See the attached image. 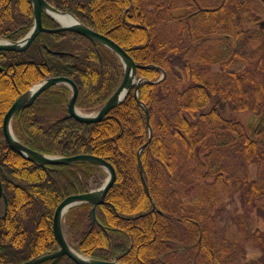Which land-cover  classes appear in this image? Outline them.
I'll return each instance as SVG.
<instances>
[{
	"label": "trees",
	"instance_id": "obj_1",
	"mask_svg": "<svg viewBox=\"0 0 264 264\" xmlns=\"http://www.w3.org/2000/svg\"><path fill=\"white\" fill-rule=\"evenodd\" d=\"M48 1L113 38L145 78L138 98L132 90L98 122L55 116L56 107L67 110L70 89L64 85L43 92L14 118L19 138L38 152L90 153L116 168V181L97 207L101 224H90L87 204L69 211L72 245L90 257L127 264H229L224 257H235L233 243L218 245L212 236V191L239 185L246 208L264 199V174L251 177L246 169L251 162L264 166L261 1L166 0L163 10L159 0ZM162 11L167 22L160 25ZM43 21L58 26L47 14ZM33 23L32 0H0L1 37L18 40ZM212 38L218 42L204 45ZM243 41L257 45L242 51ZM0 65V175L8 197L7 209L0 199V264H20L57 248V206L89 190L104 170L89 162L41 166L27 159L4 138L6 112L49 76L72 78L77 106L96 109L118 87L123 67L111 50L71 31L40 35L23 51L0 50ZM162 69L166 77L157 82ZM249 114L258 118L254 133L251 117L243 119ZM250 233L263 242L258 231ZM57 264L78 263L65 255Z\"/></svg>",
	"mask_w": 264,
	"mask_h": 264
},
{
	"label": "water",
	"instance_id": "obj_2",
	"mask_svg": "<svg viewBox=\"0 0 264 264\" xmlns=\"http://www.w3.org/2000/svg\"><path fill=\"white\" fill-rule=\"evenodd\" d=\"M264 1V0H263ZM34 10V25L30 32L23 38L17 41H11L0 38V50L8 51H23L27 49L38 35H42L44 32H62L73 31L80 33L94 42H99L109 49H111L122 61L124 67V76L121 83L115 90V92L109 97V99L100 107L95 114L83 113L79 111L76 105L77 97L79 94V87L77 83L70 77L57 76L48 77L41 82L33 85L26 92L22 93L12 104L10 109L6 112L3 119V134L9 144L10 148L19 154L23 155L27 159L41 165L46 166L48 164H64L70 165L77 162H89L97 166L105 168L108 173V179L98 189L71 194L64 198L58 205L55 214L53 228L56 240L58 242V248L56 250L41 254L32 259H29L21 264H40L45 261L51 260L50 264H57L60 259L67 255L72 258L78 264H126L117 260L107 261L88 257L77 250H75L64 230L63 221L67 212L74 206L87 203L91 206L89 210V216L91 219V225L100 223L97 216V206L104 203L109 189L113 186L117 178V171L115 166L107 159L94 155V154H77L73 156H54L47 155L42 152H38L30 148L27 144L22 142L15 134L12 126L14 116L22 109L31 106L35 99L44 91L48 90L57 84H66L71 87L72 94L68 101V117H73L79 121L93 123L101 121L109 112L117 105L122 103L132 90H135V95L138 98L139 88L144 78H138V63L133 56L129 54L119 43L113 38L105 35L87 25L82 23L78 17L72 12L60 10L51 4L48 0H32ZM69 13L76 22L73 24H65L59 21L52 13ZM47 14L59 23L57 28H48L43 23V14ZM261 27H264V20L260 22ZM59 53V52H56ZM3 67L0 66V72ZM164 72V76L166 72ZM144 105V104H143ZM145 106V105H144ZM148 111V109H147ZM144 147V146H143ZM142 149V148H141ZM3 198L8 206V198L4 192L3 183L0 176V199ZM156 204L153 202V209ZM101 224V223H100Z\"/></svg>",
	"mask_w": 264,
	"mask_h": 264
},
{
	"label": "rangeland",
	"instance_id": "obj_3",
	"mask_svg": "<svg viewBox=\"0 0 264 264\" xmlns=\"http://www.w3.org/2000/svg\"><path fill=\"white\" fill-rule=\"evenodd\" d=\"M151 2L154 0H150ZM163 1V5H162ZM217 0H207V5H212L216 3ZM157 3L161 4V10L165 8L166 0H159ZM259 4V3H257ZM176 4L172 6L174 9ZM260 10L261 12H257L260 17L264 18V6L260 3ZM156 8L154 6L151 7V10L154 11ZM184 9L177 8V12L182 14ZM162 11V20L160 25H163L166 22L163 17H166L165 14L163 15ZM172 27H175V24H166ZM255 30V27L252 28ZM218 41L214 38L207 41L204 45H214ZM256 43L254 42H247L243 41L241 44L238 45L240 50H246L247 47H256ZM64 49L67 48L66 44L62 45ZM60 47V48H61ZM59 48V47H58ZM65 51V50H62ZM215 70L219 71V67H215ZM55 116H62L63 109L56 107L55 109L51 110ZM89 111V110H84ZM96 110L89 111V112H96ZM66 113V111H65ZM246 169L251 177L258 176L259 173L264 174V166L260 165L258 162H251L250 164L246 165ZM104 172V171H103ZM103 174V173H102ZM101 173H99V181L91 182L90 187L95 188L100 186L104 183L107 179L108 174L104 172L105 175L102 178ZM107 175V176H106ZM210 182V181H209ZM209 186L206 187V191L209 190ZM214 187H211V190ZM240 186L237 185L236 187H230L228 185H221V187L217 190H213L215 197L216 206L213 210V214L216 215L217 223L210 224L212 230V236L214 241L217 242L218 245L228 246L232 244V249L235 251V259L231 257L227 259L224 257L225 260L229 261V264H264V239L263 242L257 241L255 235H251L250 232L258 231L259 234L264 236V199H260L259 203L256 206H252L251 208L243 207V204L240 200ZM186 193V192H185ZM194 194L191 192L190 196L188 197L192 199ZM210 195V194H209ZM221 207V209H219ZM243 217V223L241 222ZM67 230L69 229L68 223H66ZM235 260V263L234 261ZM231 261V262H230Z\"/></svg>",
	"mask_w": 264,
	"mask_h": 264
},
{
	"label": "bare ground",
	"instance_id": "obj_4",
	"mask_svg": "<svg viewBox=\"0 0 264 264\" xmlns=\"http://www.w3.org/2000/svg\"><path fill=\"white\" fill-rule=\"evenodd\" d=\"M59 21L65 24H73L76 22L75 18L69 13H60V12H53L52 13ZM4 216H6V211ZM36 257V256H35ZM34 258V257H33Z\"/></svg>",
	"mask_w": 264,
	"mask_h": 264
}]
</instances>
